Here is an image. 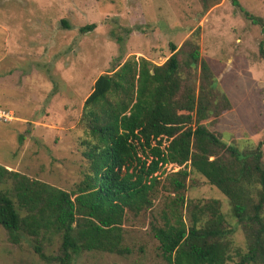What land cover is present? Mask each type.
Returning a JSON list of instances; mask_svg holds the SVG:
<instances>
[{
	"label": "trees",
	"instance_id": "1",
	"mask_svg": "<svg viewBox=\"0 0 264 264\" xmlns=\"http://www.w3.org/2000/svg\"><path fill=\"white\" fill-rule=\"evenodd\" d=\"M199 1L204 12L220 3ZM230 1L264 37L263 20ZM263 42L258 55L264 63ZM169 48L160 66L132 56L95 80L79 121L83 163L70 190L0 166V228L10 245L31 243L44 264H71L85 255L264 264V136L239 151L211 131L233 109L201 59L198 31ZM167 166L178 170L166 172ZM191 174L227 199L244 250L235 246L220 201L186 198L195 183Z\"/></svg>",
	"mask_w": 264,
	"mask_h": 264
},
{
	"label": "rangeland",
	"instance_id": "2",
	"mask_svg": "<svg viewBox=\"0 0 264 264\" xmlns=\"http://www.w3.org/2000/svg\"><path fill=\"white\" fill-rule=\"evenodd\" d=\"M236 2L264 23V0ZM233 6L220 0L204 12L199 0H0V114L7 112L10 118L0 121V166L70 190L83 163L79 121L95 80L132 56L160 66L170 57L169 45L179 48L195 31L201 59L233 109L211 131L239 151L254 148L264 136V63L258 55L264 37ZM92 24L93 31L80 33ZM198 82L196 74V88ZM262 153L264 164V146ZM192 179L186 198L220 201L235 246L244 250L227 199L197 175L191 174ZM155 263L96 255L71 261ZM0 264L44 263L31 243L12 246L0 228Z\"/></svg>",
	"mask_w": 264,
	"mask_h": 264
},
{
	"label": "built area",
	"instance_id": "3",
	"mask_svg": "<svg viewBox=\"0 0 264 264\" xmlns=\"http://www.w3.org/2000/svg\"><path fill=\"white\" fill-rule=\"evenodd\" d=\"M2 114H0V121L2 122H7L10 120L8 113L6 112H1Z\"/></svg>",
	"mask_w": 264,
	"mask_h": 264
},
{
	"label": "crops",
	"instance_id": "4",
	"mask_svg": "<svg viewBox=\"0 0 264 264\" xmlns=\"http://www.w3.org/2000/svg\"><path fill=\"white\" fill-rule=\"evenodd\" d=\"M6 168V167H5Z\"/></svg>",
	"mask_w": 264,
	"mask_h": 264
}]
</instances>
